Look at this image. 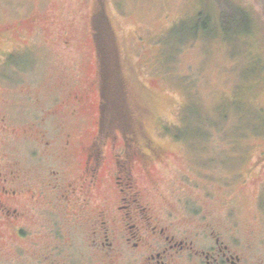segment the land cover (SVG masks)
I'll list each match as a JSON object with an SVG mask.
<instances>
[{
	"label": "rangeland",
	"instance_id": "obj_1",
	"mask_svg": "<svg viewBox=\"0 0 264 264\" xmlns=\"http://www.w3.org/2000/svg\"><path fill=\"white\" fill-rule=\"evenodd\" d=\"M225 4L246 25L224 28ZM20 20L0 38L19 52L0 59L4 160L41 178L51 164L32 138L58 129L74 136L73 168L100 103L105 131L137 130L168 152L142 181L178 230L223 225L249 263L264 259V0H0V25ZM16 240L1 239L0 264L29 261L33 242ZM55 241L53 256L80 264L76 241Z\"/></svg>",
	"mask_w": 264,
	"mask_h": 264
},
{
	"label": "flooded vegetation",
	"instance_id": "obj_2",
	"mask_svg": "<svg viewBox=\"0 0 264 264\" xmlns=\"http://www.w3.org/2000/svg\"><path fill=\"white\" fill-rule=\"evenodd\" d=\"M24 23L0 25V38L17 33L15 27ZM17 49H0V59L17 55ZM102 116L99 103L96 134L80 146L73 168L70 132L60 135L55 129L49 138L45 132L32 138L43 162L51 164L34 181L25 178L20 162L4 160L0 149V243L4 236L33 242L23 264H76L53 256V239L56 246L76 241L80 264H252L245 249L225 239L223 225L207 221L187 233L178 230L175 215L155 207L142 181L154 165L166 161L168 152L137 130L120 131L121 138L105 131ZM3 130L0 116V135ZM26 131L23 141L29 142ZM38 233L47 239L37 242Z\"/></svg>",
	"mask_w": 264,
	"mask_h": 264
},
{
	"label": "trees",
	"instance_id": "obj_3",
	"mask_svg": "<svg viewBox=\"0 0 264 264\" xmlns=\"http://www.w3.org/2000/svg\"><path fill=\"white\" fill-rule=\"evenodd\" d=\"M202 14H200L199 16H201ZM240 17H238V14H233L230 10V7L228 4H225L224 6L221 5V12H220V18L222 21V25L225 28L226 25L230 23H237V24H241V25H246V23L248 22L247 19V15L245 12H243L242 10L240 11ZM202 23V22H201ZM206 23V22H205ZM205 23H203L205 25ZM205 27V26H204ZM227 28V27H226ZM102 72V71H101ZM102 76L105 78L106 76V70L104 69V71L102 72ZM119 81V80H118ZM120 83V81H119ZM121 84V83H120Z\"/></svg>",
	"mask_w": 264,
	"mask_h": 264
}]
</instances>
